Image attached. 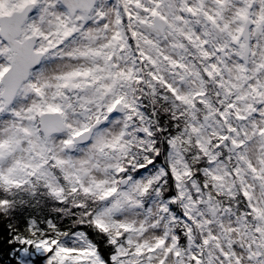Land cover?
<instances>
[{"label":"snow or ice","instance_id":"snow-or-ice-1","mask_svg":"<svg viewBox=\"0 0 264 264\" xmlns=\"http://www.w3.org/2000/svg\"><path fill=\"white\" fill-rule=\"evenodd\" d=\"M0 264H264V0H0Z\"/></svg>","mask_w":264,"mask_h":264}]
</instances>
